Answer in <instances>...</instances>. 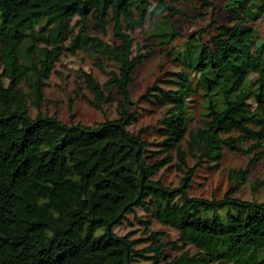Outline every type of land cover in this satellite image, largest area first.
<instances>
[{
	"label": "trees",
	"instance_id": "1",
	"mask_svg": "<svg viewBox=\"0 0 264 264\" xmlns=\"http://www.w3.org/2000/svg\"><path fill=\"white\" fill-rule=\"evenodd\" d=\"M223 7L230 23L216 24L210 40L200 32L173 49L175 18L183 16L174 0H0V264H264V201L235 195L264 159V36L253 25L264 20V0H224ZM147 25L179 65L139 99L163 111L159 150L144 130L130 129L139 121L131 110L135 72L151 56L135 52L133 35ZM110 28L112 43L99 37ZM69 39L72 50L83 42L112 62V70L100 65L104 85L79 69V88L102 113L118 103L117 118L65 123L41 110ZM197 98L202 119L192 126ZM223 149L249 157L245 169L230 172L235 185L222 198L191 196L195 168L218 161ZM175 160L184 177L171 187L155 176ZM137 208L178 239L164 243L150 220H140L146 236L117 234ZM166 247L180 253L169 256Z\"/></svg>",
	"mask_w": 264,
	"mask_h": 264
},
{
	"label": "rangeland",
	"instance_id": "2",
	"mask_svg": "<svg viewBox=\"0 0 264 264\" xmlns=\"http://www.w3.org/2000/svg\"><path fill=\"white\" fill-rule=\"evenodd\" d=\"M174 3L183 11V16L175 18L179 37L173 41L171 45L173 49L182 46L193 34L200 35V32L204 33L203 38L208 41L216 33V24L230 23V15L223 7L224 0H213V7L208 9H203L198 2L174 0ZM253 25L257 26L260 34L264 36V20L253 22ZM21 29L24 30V28ZM150 33L151 28L147 25L144 30L138 29L133 35L135 38V52H147L151 53V56L147 57L135 72L131 94L137 102V106L131 108V110L137 109L139 121L131 126L130 129L134 133L144 130L145 139L154 144L151 149L159 150L160 147L157 146V143L161 141V138L157 133V128L159 127V120L163 115V111L161 108H154L143 101H139V99L158 80L165 79L169 72L178 70L179 65L174 60V56L168 54L162 46L158 45L157 40L151 37ZM91 35H95L92 30ZM99 37L110 43L115 41L111 28L106 34H99ZM71 46L70 39L65 41L63 53L56 62L50 78L46 81L47 86L44 88V100L41 104V110L57 116L65 123H70L72 117L76 122H81L85 125H94L105 121L106 118H117L118 103L107 105L105 108L106 113H102L87 103L85 98L87 96L91 97L90 92L84 86L79 88V69L93 72L98 81L104 85L108 77L100 65L102 64L106 70H112L115 69L112 62L106 58H101L99 55H97V58L101 60L95 58L83 42H78V48L75 51L72 50ZM22 86L26 92L30 91L26 83H22ZM29 108L32 115L36 116L39 111L37 105L30 101ZM201 110V99L197 98L192 103L191 111L195 115L192 126L199 124L202 119ZM233 135L237 136V134ZM164 156L163 154H158V158H163ZM175 162L176 160L171 165L164 167L157 173L155 178L161 180L167 186H179L184 174L175 168ZM248 163L249 157L223 149L222 157L218 161L205 162L195 168L194 175L190 181V195L208 199L212 197L222 198L235 185V180L230 177V172L232 170L245 169ZM190 165L194 167L195 162L190 160ZM235 195L246 200L264 201V159L252 167L246 181L238 187ZM136 210V214H129V222H125L122 226L115 228L117 234L125 235L134 231V238L146 236L144 233L145 226L140 223V220H150V228L153 231L165 233L163 236L164 243L178 239V232L158 222L151 212L142 208H137ZM144 246L145 244L139 245L140 248ZM165 252L169 256H175L180 253L171 247H166ZM135 264H152V261L141 259Z\"/></svg>",
	"mask_w": 264,
	"mask_h": 264
}]
</instances>
